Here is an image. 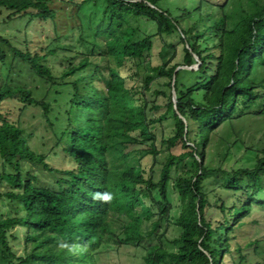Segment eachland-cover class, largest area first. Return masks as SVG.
<instances>
[{
	"label": "trees",
	"instance_id": "trees-1",
	"mask_svg": "<svg viewBox=\"0 0 264 264\" xmlns=\"http://www.w3.org/2000/svg\"><path fill=\"white\" fill-rule=\"evenodd\" d=\"M87 1L102 2L103 16L91 26L93 40L86 44L89 52L68 66L62 76V86L66 87L63 125L57 129L49 123V151L36 154L29 146L32 135L0 114V185L7 187L0 200L16 202L24 212L23 216L0 218V262L97 264L96 252L107 236L119 245L140 247L145 238L156 233L168 213L172 181L180 202L174 221L179 235L170 242L174 250L149 247L144 264H222L225 257L235 263L230 234L253 209L264 212V200L256 198L264 177V147L250 168L231 172L206 168L204 151L211 134L223 124L253 107H264V3L248 0V10L232 11L238 18L228 28V16L220 15L219 8L211 11L204 0H186L192 4L183 8L175 4L174 12L162 5L168 0ZM0 13L9 22L25 16L52 20L56 15L47 0H0ZM191 17L192 25L182 28L180 21ZM142 20L152 23L158 36L178 33L185 44L183 66L170 65L168 60L150 67L146 59L152 38L142 34ZM4 46L13 51L16 62L55 84L48 69L39 65L42 56L15 50L0 37L2 68ZM168 47L163 45L164 51ZM95 57L111 59L114 66L96 62ZM125 61L150 72L141 79L142 95L159 78L168 79L167 87L175 94V105L172 92L166 99V110L175 126V136L167 144L172 147L180 141L189 152L169 156L157 181L151 169L158 155L151 125L163 116L150 120L147 104L133 98L118 70ZM195 65L197 70L188 69ZM183 75L193 77L199 100L194 98L193 87L181 83ZM69 77L73 79L67 81ZM15 96L47 113V104L32 99L30 91L11 87L1 77L0 105ZM135 151L141 156L135 158ZM50 155L61 158L64 167H50L46 162ZM186 157L192 170L172 175ZM146 158L152 160L147 171L142 165ZM33 167L50 176L47 186L40 185ZM218 176L222 180L219 187L207 191L205 183ZM252 187L257 191L246 195V189ZM241 195L245 198L239 199ZM110 213L126 220L119 236L107 224ZM154 216L158 219L144 237L141 227ZM16 229L23 231V254L18 257L8 241ZM241 261L240 256L238 263Z\"/></svg>",
	"mask_w": 264,
	"mask_h": 264
},
{
	"label": "rangeland",
	"instance_id": "rangeland-1",
	"mask_svg": "<svg viewBox=\"0 0 264 264\" xmlns=\"http://www.w3.org/2000/svg\"><path fill=\"white\" fill-rule=\"evenodd\" d=\"M49 7L56 15L52 20L30 19L28 16L18 17L9 22L5 20L6 15L0 13V37L15 50L21 52H29L31 55L42 56L39 62L40 66L48 69L53 84L44 78L38 77L34 72L21 62L13 59V51L7 47H3L5 67H1L0 62V78L7 81L11 87L23 88L31 92V98L35 101H42L48 106L47 113L44 114L42 109L27 106L23 104L20 97L15 96L6 100L0 105V114L6 120L12 123H19L26 133L32 135L29 146L36 154H45L51 146L49 123L61 128L63 125V103L62 96L66 87L62 86V76L66 72L68 66L77 64L84 54L90 50L87 43H92L93 33L91 26L94 22L102 18V2H90L87 0H47ZM194 1V0H192ZM211 11L213 9L220 10V15L226 14L227 27L231 28L237 20L238 15H233L232 11L248 10V0H204ZM264 3V0H259ZM192 4L191 1H189ZM186 0H168L163 1L162 5L168 7L174 12V5L183 8ZM193 22V18L181 20L182 28L188 29ZM139 28L144 36L152 38V49L146 61L150 67H157L163 61H168L170 65L183 66V56L185 44L179 39L178 33L170 35L156 34L155 26L142 20ZM209 43H212L209 42ZM208 43V44H209ZM169 47L164 51L163 45ZM54 52L51 55L48 53ZM96 62H108L114 66L109 60H101L95 57ZM145 61V62H146ZM198 65L192 66L191 70H197ZM181 69H186L181 68ZM125 79V86L131 89L133 98L139 100L137 103H146L148 108V117L150 120H156L163 116L160 122L152 124L151 131L155 136V145L158 150L154 167L151 166L153 180L157 181L160 167L167 161L169 156L177 157L183 153L189 152L184 149L180 141L170 147L167 142L175 136V126L172 114L166 110L167 97L172 92L167 87L168 79H155L151 85L149 92L142 95L141 79L149 73L148 69L143 67L137 68L132 61H125L123 67L118 69ZM190 70V69H189ZM73 77L66 79L71 81ZM181 83L186 84L188 88L193 87V92L198 87H194L192 76L183 75ZM194 98L199 100V92L194 93ZM258 109L253 107L244 112V115L234 119L232 122L223 124L214 133L211 134L209 144L204 151V165L206 168L213 170H221L231 172L238 169L250 168L253 165L255 156L258 151L264 147V107ZM190 146V142L187 143ZM141 153L135 151L134 157H140ZM50 167L62 169L64 167L61 158L50 155L46 159ZM152 160L146 158L142 161L143 168L147 171L150 168ZM25 167H29L25 165ZM33 173L38 176L40 185L47 186L50 176L43 172L41 168H31ZM190 160L186 157L182 163L172 171V175L181 174L183 171H191ZM222 180L218 176L208 180L206 190L211 191L213 188L219 187ZM246 180L243 179L242 187L245 188ZM260 195L256 198L264 200V177L260 186ZM7 191V187L0 185V193ZM256 188L246 189V195L256 192ZM228 195L224 196V199ZM156 198V197H155ZM240 198H245L241 195ZM157 199V198H156ZM169 210L161 221V225L151 238H145L140 247L122 246L116 242V239L107 236L102 239L101 245L97 250V264H144L143 257L149 247H160L166 251L172 252L174 248L170 244L173 239L179 235L178 228L174 225L175 219L180 213V202L172 181L168 187ZM148 202V200H146ZM153 211L155 208L152 206ZM24 212L20 210L19 205L11 203L8 200H0V218H12L23 216ZM158 217L154 216L149 222H144L141 227V233L145 237L149 231L152 222ZM107 224L110 231L119 236L123 230V224L126 220L124 216L117 214H109ZM11 235L13 236L12 239ZM8 239L11 251L15 256L23 254V231L16 229L11 232ZM230 251L233 254L235 263L233 264H264V212L258 208L241 220V226L236 227L234 232L230 234ZM239 248V252L236 250ZM242 257L243 261L238 263V258ZM0 264H4L1 263ZM222 264H232V259L224 258Z\"/></svg>",
	"mask_w": 264,
	"mask_h": 264
},
{
	"label": "water",
	"instance_id": "water-1",
	"mask_svg": "<svg viewBox=\"0 0 264 264\" xmlns=\"http://www.w3.org/2000/svg\"><path fill=\"white\" fill-rule=\"evenodd\" d=\"M188 69H191V68H188ZM172 101H173V103H174V105H175V94H174L173 90H172ZM174 108H175V107H174Z\"/></svg>",
	"mask_w": 264,
	"mask_h": 264
}]
</instances>
